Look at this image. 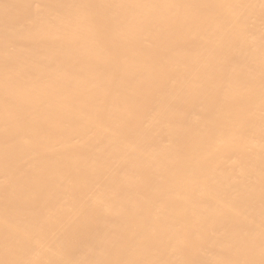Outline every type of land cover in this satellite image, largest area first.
<instances>
[{"label":"bare ground","instance_id":"6f19581e","mask_svg":"<svg viewBox=\"0 0 264 264\" xmlns=\"http://www.w3.org/2000/svg\"><path fill=\"white\" fill-rule=\"evenodd\" d=\"M0 264H264V0H0Z\"/></svg>","mask_w":264,"mask_h":264}]
</instances>
